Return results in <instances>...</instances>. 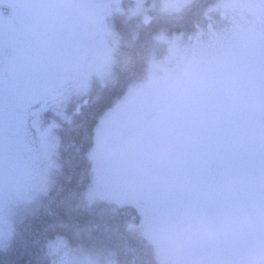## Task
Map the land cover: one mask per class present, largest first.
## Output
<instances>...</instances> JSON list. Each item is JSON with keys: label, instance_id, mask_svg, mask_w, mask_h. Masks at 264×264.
Segmentation results:
<instances>
[{"label": "flooded vegetation", "instance_id": "obj_1", "mask_svg": "<svg viewBox=\"0 0 264 264\" xmlns=\"http://www.w3.org/2000/svg\"><path fill=\"white\" fill-rule=\"evenodd\" d=\"M136 3L0 0V250L12 232L7 212L45 181L42 137L55 130L59 148L77 123L52 116L79 117L92 102L104 103L92 92L77 99L76 88L89 71L114 68L123 49L118 21L141 11ZM170 3L149 7L140 35L168 29L173 47L165 42L163 62L173 78L151 97L150 114L122 130L140 161L164 172L154 191L163 202L150 221L193 233L194 264H264V0H221V12L211 13L232 22L222 34V41L230 36L227 57L185 41L191 4L176 19L158 16ZM128 75L121 72L99 93L116 95ZM168 144L174 149L163 151ZM167 156L171 168L161 169Z\"/></svg>", "mask_w": 264, "mask_h": 264}, {"label": "rangeland", "instance_id": "obj_2", "mask_svg": "<svg viewBox=\"0 0 264 264\" xmlns=\"http://www.w3.org/2000/svg\"><path fill=\"white\" fill-rule=\"evenodd\" d=\"M136 1V7L140 5L142 10L131 9L118 21L120 29L123 30H120L123 37L121 38V35L116 33V38L119 45L122 43L123 49L116 52L117 56L113 60L115 69L112 67L89 71L83 83L76 88L77 99H81L82 96L84 97L90 92L97 94L102 91L106 83L118 80L117 77L121 72L129 74L123 80L126 84L124 82L119 86L120 90L117 94L109 96L110 99L115 98L111 106L100 117L96 126L94 143L88 152L91 162V181L84 192V197L90 203L108 202L119 207L135 208L138 217L130 219L129 224L142 230L152 245L159 264H194L193 233L185 230L170 232L168 229H164L166 227L158 229L150 221L158 203L163 202L160 197V201L158 200L154 191L163 178L164 172L144 165L138 155L130 150L127 141L122 136V130L136 125L145 115L150 114V110L154 109L148 104L154 93L167 85L163 79L173 78V75L168 72V65L163 62L164 53L165 55L167 53L165 42L168 40L166 35L168 29L159 27L154 35L146 34L147 38L143 43L140 41L144 39L145 35L143 38H139L142 27H144L141 25L151 18V16H147L149 7L159 5L160 0ZM220 3L221 0L209 1L205 6L196 10L194 18H190L191 28L186 34L184 32V36L186 42L188 40L191 44H196V51L203 47H210L209 49L220 55L226 54L224 57H227L232 50L229 46L231 45V41L228 39L230 36L222 41V34L231 26L232 22L229 25L227 19L222 15L219 17L211 14L221 12ZM189 4L192 6L193 0H171L168 12L157 13L158 16L164 18H172L175 15L177 17ZM210 27L213 29L209 30ZM177 38L182 39L181 36H177ZM170 41L172 38L168 40L169 49L173 47ZM138 44L139 46H137ZM135 57L137 60L141 59L139 65L135 64ZM195 103L198 104L197 101ZM60 114L63 117L52 116L55 123L70 122L75 118L66 111ZM50 133V136H43L40 141L42 144L40 149L43 151L44 157L48 158L45 181L31 197L26 193L23 194L18 199V203L21 204L13 205L7 212L6 221L9 222L10 232H12L1 247L3 250L9 248L20 224L23 223L27 215L33 213L41 205L56 181L61 168L60 147L58 148L61 137L59 138L55 130ZM146 142L147 139L143 142L144 146ZM173 149V144L162 148L165 152ZM168 158L167 156L166 159H163L158 167L161 169L171 168L170 164L166 162L169 160ZM2 210L3 207H0V212ZM52 249L56 254L53 264H115L111 258L103 256L96 249L86 250L70 246L68 248L62 240L55 241Z\"/></svg>", "mask_w": 264, "mask_h": 264}, {"label": "trees", "instance_id": "obj_3", "mask_svg": "<svg viewBox=\"0 0 264 264\" xmlns=\"http://www.w3.org/2000/svg\"><path fill=\"white\" fill-rule=\"evenodd\" d=\"M200 1L192 4L190 18L202 7ZM146 34L139 35H145L141 43L146 41ZM107 91L95 95L105 99L103 104L92 102V106L84 107L74 118L76 125L63 133L56 181L41 205L20 224L9 248L0 250V264H53L56 254L52 247L58 240L68 248L96 249L115 264H159L142 230L129 224L130 219L138 217L135 208L90 203L84 197L91 181L88 152L95 129L115 98L110 99Z\"/></svg>", "mask_w": 264, "mask_h": 264}]
</instances>
